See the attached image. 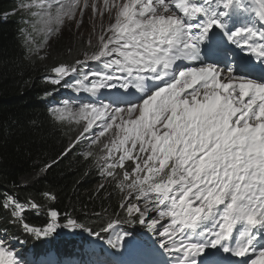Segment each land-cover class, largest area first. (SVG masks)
Masks as SVG:
<instances>
[{"label": "snow or ice", "instance_id": "1", "mask_svg": "<svg viewBox=\"0 0 264 264\" xmlns=\"http://www.w3.org/2000/svg\"><path fill=\"white\" fill-rule=\"evenodd\" d=\"M260 3L264 8V0ZM79 4L55 0L49 7H57L59 21L72 17ZM104 5L115 10V22L105 30L111 34L100 35L92 55L73 65L60 64L52 69L54 76L46 77L59 84L76 74L75 82L66 86L110 100L80 106L78 115L85 124L77 144L90 131L92 144L103 143L101 175L114 177L117 168L123 170L118 183L123 187L130 180L128 194L137 193L144 203L141 207L126 196L121 207L129 218L138 213L139 223L158 234L173 264H197V256L217 246L239 257L251 254L248 264H264V245L256 246L264 240V82L201 59L205 44L213 54L228 56L229 50L214 42V29H219L228 41L264 62V27L257 28L255 19L234 30L229 27L238 11L248 10L241 0H104ZM92 9L99 11L96 4ZM259 19L264 20V10ZM180 60L199 66L180 67ZM92 61L105 71L89 69ZM132 89L141 93L138 103L123 99ZM64 110L50 109L57 119ZM126 161L134 165L131 172ZM44 196L55 199L50 193ZM2 207L20 221L27 208L38 205L6 196ZM50 216L47 227L22 226L47 236L60 227L58 212L51 210ZM165 218L166 226L160 224ZM64 226L83 227L71 218ZM0 264H19L3 241ZM205 264L221 261L209 252Z\"/></svg>", "mask_w": 264, "mask_h": 264}, {"label": "trees", "instance_id": "2", "mask_svg": "<svg viewBox=\"0 0 264 264\" xmlns=\"http://www.w3.org/2000/svg\"><path fill=\"white\" fill-rule=\"evenodd\" d=\"M29 1L0 0V241L6 251L24 263L34 264L35 258L38 264L49 260L59 264L62 257L86 262L102 260L119 249L121 230L127 238L141 240L139 233L146 223L141 226L138 213L129 218L121 207L130 182L123 187L118 183L123 179V170L117 168L114 177L101 175L100 165L106 155L103 143L92 144L88 136L77 144L76 137L83 131V127H78L80 123L52 115L50 109L65 108L72 100L97 104L101 100L66 86L75 82L76 74L63 78L59 84L46 79L55 75L54 67L73 65L84 60L85 54L77 53L78 46L73 51L74 39L70 37L68 44L64 38L59 39L54 51L49 49L45 56L35 55L39 41L30 34L34 20L26 16ZM45 8L50 9L49 5ZM88 67L104 72L97 61ZM133 166L131 161L125 162L129 172ZM6 196H13L21 204L31 201L38 208H27L21 214L22 220L17 221L11 209L2 207ZM128 201L140 206L141 199L132 192ZM51 210L58 212L55 222L60 225L54 232L37 236L25 231L23 223L47 227L52 222ZM67 218L83 227H65ZM109 223L115 227L108 229ZM89 233L95 234L93 240L88 239Z\"/></svg>", "mask_w": 264, "mask_h": 264}, {"label": "rangeland", "instance_id": "3", "mask_svg": "<svg viewBox=\"0 0 264 264\" xmlns=\"http://www.w3.org/2000/svg\"><path fill=\"white\" fill-rule=\"evenodd\" d=\"M73 0H65V3H71ZM88 7H84L85 0H80L79 7L76 9L72 17L63 16L59 21L57 20L58 9L56 6L50 7V9H46L45 5H55V0H30L27 6H30L28 12L25 7L21 9L24 12H28L26 16L29 19H33V24L30 27V34L35 37L39 42L35 47L34 54L43 57L47 54L49 49H53L54 51L56 42L59 39H63L67 42L68 38H73L74 43H72L73 51L74 46H78L77 53L84 55L89 52H96L99 45V37L104 34L105 36L110 35V32H106L105 30L109 28V26L115 22V10L105 8L104 0H86ZM116 2H120V0H116ZM244 6L248 9L247 11L240 10L239 15L233 20V25H244L248 23L250 19H255L258 22H264V20L259 19V12L264 10L262 8L260 0L259 6L256 7L255 2L252 5L245 4L244 0H241ZM248 2V0H247ZM113 0H109V4H112ZM96 4L99 11L95 14L92 9V5ZM253 8V9H252ZM51 11V12H50ZM53 11V12H52ZM101 12L103 14H101ZM52 47V48H51ZM72 52V51H71ZM179 64V61H177ZM218 66V65H216ZM229 66H232L229 64ZM221 69H226L224 66H218ZM233 68V71L237 75H241L239 71ZM242 76V75H241ZM248 78V76H246ZM156 84L159 81L155 82ZM141 93L137 92L135 89L129 91V93L123 97L124 100L129 101L130 99H140ZM139 101H135L133 103H138ZM86 104V103H84ZM82 104L76 103L72 101L68 106L62 109H66L63 111V118H70L73 122H79L80 125L78 127H83L85 121L78 115V110ZM62 118V119H63ZM95 131H99V129H95ZM86 136L92 135V132L85 134ZM111 133L106 134V136H110ZM101 139H106L102 137ZM91 140V139H90ZM129 199L130 195L126 194ZM125 196V197H126ZM140 202V203H139ZM137 203L140 206H143V200ZM150 216H155V213H150ZM147 220V218H146ZM168 218L160 221L161 225H167ZM113 227L114 224H113ZM159 227V225H158ZM124 232V230H122ZM160 231H163V228H160ZM140 239L144 242L146 246H160L158 234H154L147 227L144 230H141ZM89 240H93L95 238V234L89 233L87 235ZM125 247V242L127 241L124 237H120L119 239ZM161 249L165 251L162 247ZM166 252V251H165Z\"/></svg>", "mask_w": 264, "mask_h": 264}, {"label": "bare ground", "instance_id": "4", "mask_svg": "<svg viewBox=\"0 0 264 264\" xmlns=\"http://www.w3.org/2000/svg\"><path fill=\"white\" fill-rule=\"evenodd\" d=\"M245 4L246 3V0ZM253 2H255L256 7L259 6V0H253ZM253 4V3H252ZM253 9V8H252ZM173 11L176 12L177 15H179V11L176 10L175 8H173ZM51 12V11H50ZM53 12V11H52ZM239 15V11L234 15V17L236 18ZM263 22H258V24H256V26H260ZM246 24V23H245ZM238 27L243 26L242 24L237 25ZM251 26V25H250ZM214 32L217 33V35L214 37V42L215 43H219L218 41V37L221 33V31L219 29H214ZM220 44V43H219ZM214 56L215 54H213L208 46V44H205L204 46H202L201 49V59L208 64H213V62L216 63V61L214 60ZM99 66L102 67V69L105 71V69L103 68L102 64L100 62H98ZM193 66V67H198V64H191L188 61L184 60V62L182 63V65L180 67L183 66ZM105 93L107 94L108 92L112 91V90H104ZM98 100H101L103 103L107 104L110 103V100L106 98V96H100L97 97ZM140 99H130L128 102H135V101H139ZM75 101L76 103H80V104H84V103H90V104H97V102H90L87 100L84 101H80V100H72ZM71 101V102H72ZM100 102V101H98ZM43 212V211H42ZM138 219V216H137ZM168 223H169V219H168ZM143 225V224H142ZM141 225V226H142ZM146 228V227H145ZM144 228V229H145ZM123 232V231H122ZM144 244V242H143ZM264 245V240H259L256 243L257 248H259L260 246ZM145 246V254L143 255L145 260L150 261V264H173V257L170 256L167 252L163 251L161 249V246ZM212 251L214 253H217L218 255H220L222 264H248V260L250 258L251 255H249V257H247L246 259H244L243 261H238V256L234 255L233 252L229 251V252H225L223 250V248H221L220 246H217L216 248H211ZM74 247L73 249H71L70 253H69V258H72V254L74 252ZM120 258H122V255L120 254ZM255 258V257H254ZM15 259V258H14ZM16 261L19 262V264H32V263H24L21 260L15 259ZM34 264H38L37 259L35 258L33 261ZM120 260L117 261L116 259H113L111 261V264H119ZM44 264H53V262L51 260L44 262ZM59 264H88L84 259L82 260H69L66 257H62V259H60ZM197 264H202V262H198Z\"/></svg>", "mask_w": 264, "mask_h": 264}]
</instances>
